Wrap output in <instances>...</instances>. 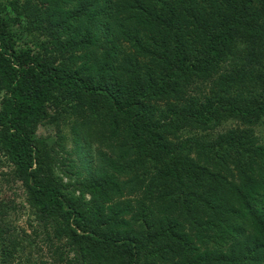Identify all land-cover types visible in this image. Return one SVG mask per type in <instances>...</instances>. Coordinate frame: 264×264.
<instances>
[{
    "label": "trees",
    "instance_id": "trees-1",
    "mask_svg": "<svg viewBox=\"0 0 264 264\" xmlns=\"http://www.w3.org/2000/svg\"><path fill=\"white\" fill-rule=\"evenodd\" d=\"M1 166L0 264H264V0H0Z\"/></svg>",
    "mask_w": 264,
    "mask_h": 264
},
{
    "label": "rangeland",
    "instance_id": "rangeland-1",
    "mask_svg": "<svg viewBox=\"0 0 264 264\" xmlns=\"http://www.w3.org/2000/svg\"><path fill=\"white\" fill-rule=\"evenodd\" d=\"M38 133L45 134L46 130H43L42 128H40L38 130ZM7 171L8 169L5 166H1L0 168V200L5 201L8 205H10L7 199L12 194V197H14L13 205L16 208H18L19 211L15 212L14 210H11L9 214V220L11 221L12 226L16 228V231L22 229L26 231L27 233H30L31 231L29 228V223L32 221V218L30 219L28 216H26L25 209L23 208L22 210L20 209L21 202L24 200L25 196L23 195V192L20 190L21 187L15 184H7L3 181L4 180L3 173ZM40 255H42L43 257L40 258ZM32 256H34L33 258L38 259V260L43 259V261H47V258H49L45 256L44 252H42V254H37L36 252H33Z\"/></svg>",
    "mask_w": 264,
    "mask_h": 264
}]
</instances>
